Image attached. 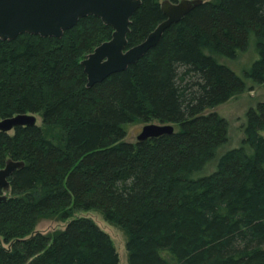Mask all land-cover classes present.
<instances>
[{"label":"trees","instance_id":"obj_1","mask_svg":"<svg viewBox=\"0 0 264 264\" xmlns=\"http://www.w3.org/2000/svg\"><path fill=\"white\" fill-rule=\"evenodd\" d=\"M165 19L159 0H142L127 47ZM113 32L87 16L62 38L0 39V121L39 114L45 126L0 131V169L25 162L0 203V264H119L107 232L72 219L89 211L126 233L130 264H264V103L248 112L244 145L192 177L228 141L226 119L208 111L247 90L218 57L236 58L255 37L249 75L264 83V0L203 3L136 64L89 88L81 62ZM153 121L180 130L125 141L126 125ZM47 218L72 220L36 232Z\"/></svg>","mask_w":264,"mask_h":264},{"label":"water","instance_id":"obj_2","mask_svg":"<svg viewBox=\"0 0 264 264\" xmlns=\"http://www.w3.org/2000/svg\"><path fill=\"white\" fill-rule=\"evenodd\" d=\"M203 3L204 0H164L161 8L166 19L145 41L128 48L127 35L132 17L142 0H0V39L11 41L21 34L62 38L80 19L87 16L101 18L114 32L111 40L98 46L81 62L90 88L136 64L151 48L159 44L170 26L184 20ZM30 126H37L34 114H21L0 121V131L6 133ZM175 133V126L172 124H148L138 136V142ZM24 166V161L9 160L0 169V203L9 199L12 192L10 179L15 171Z\"/></svg>","mask_w":264,"mask_h":264},{"label":"rangeland","instance_id":"obj_3","mask_svg":"<svg viewBox=\"0 0 264 264\" xmlns=\"http://www.w3.org/2000/svg\"><path fill=\"white\" fill-rule=\"evenodd\" d=\"M162 3L164 0H159ZM215 1V0H204ZM259 59L257 51L256 38L251 36L249 46L246 51L240 52L234 59L218 57V60L232 69L238 76H240L247 84V90L229 101L217 106L208 112H216L221 117L226 119L228 123V141L220 146L216 152L215 158L204 167L203 170L196 172L192 175L193 178H200L209 176L217 170V165L220 158L229 150L241 147L244 145L245 140V126L247 124V115L250 109L257 108L260 103H264V83L256 82L250 75V71L254 63ZM38 127L45 128L41 115L36 114ZM148 124H160L156 121L150 123H133L126 125L127 137L126 142L136 144L138 143V136L141 134L144 126ZM179 127L175 125V131H179ZM15 131H10V135H14ZM264 135V131H262ZM248 152L253 153V150L248 147ZM89 218L93 220L101 229L107 232L119 254V264H130L129 253L127 250L128 236L120 228L109 224L101 212L89 211L76 213L74 218ZM64 221L59 218L42 219L36 226V232L39 233H54L66 229L69 222L72 220ZM9 247V245H6Z\"/></svg>","mask_w":264,"mask_h":264}]
</instances>
